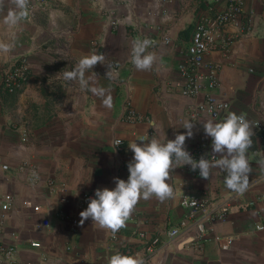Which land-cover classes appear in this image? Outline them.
<instances>
[{
    "label": "crops",
    "instance_id": "1",
    "mask_svg": "<svg viewBox=\"0 0 264 264\" xmlns=\"http://www.w3.org/2000/svg\"><path fill=\"white\" fill-rule=\"evenodd\" d=\"M78 2L83 16L63 17L64 27L79 22L76 32L64 28L62 33L66 61L58 63L54 55L42 50L29 52V82L23 91L3 95L0 103V158L10 164L8 171L0 167V195L12 192L17 199L16 209L7 215L6 229L20 233V258L37 263L40 254L45 253L60 256L69 264H107L108 258L124 245L131 250L126 254L139 253L147 264H264V230L255 229L258 212L248 206V202L264 192V167L258 163L264 160V139L255 126L256 121L264 123V0H245L246 12L253 11L250 32L240 33L228 50H214L206 56L207 62L222 65L223 90L231 103L228 114H243L253 131V143L247 153L252 167L249 188L243 196L237 195L229 218L216 224V232L235 238V244L229 249H221L210 240L201 249H188L183 242L171 241L168 234L186 212L180 204V192L201 195L213 189L218 195L233 194L224 184L226 172L222 170L224 176L216 174L214 180H210L192 177L183 166L173 169L168 182L174 189V198L163 202L156 198L141 199L116 241L111 239L110 231L93 225L91 218L80 225V213L89 204L80 206L83 193L93 192L95 198L96 189L116 187L114 178L128 179V163L134 157L130 143L150 142L153 136L162 141L175 139L177 134L187 132L183 123L191 121L193 136L186 139L185 147L206 141L212 150V138L206 136L203 123L219 121L208 117L192 121L186 114L190 100L163 90V83L177 76L179 55L175 47L161 45L147 50L156 57L153 70L138 71L129 64L131 42L126 40L123 29L106 32L104 20L89 0ZM69 6H73L72 2ZM225 6L226 0H221L216 9ZM204 9L203 4L198 11ZM176 16L171 24H176L174 42L179 47H187L198 14L189 10ZM22 31L25 47L28 37H41L34 29ZM227 31L234 33L236 28L228 26ZM46 38L49 46L57 42V39L51 40L56 38L55 32H48ZM95 39L107 55L123 64L120 80L115 82L106 74V62L94 66L91 71L96 74L89 73L97 87L110 90L111 108L104 107L101 98L81 89L78 83L62 79L63 71L72 70L80 58L99 53L98 47L93 46ZM3 66L0 62V82ZM127 97L143 116L142 120H125ZM199 99L203 100V95ZM152 121L156 129L151 127ZM24 130L29 133L27 149L20 147ZM116 138L124 141L121 151L114 146ZM24 159H30L39 167L42 184L27 182L18 176ZM48 180L65 184L66 193L52 192L46 184ZM64 195L66 202L62 201ZM28 199L39 204L42 210L34 212L32 207H25ZM44 218L49 219L51 225L39 232L35 228ZM140 232L146 237H141ZM155 237L161 241L153 249L150 244ZM30 239L42 240L43 249H31L27 242Z\"/></svg>",
    "mask_w": 264,
    "mask_h": 264
},
{
    "label": "built area",
    "instance_id": "2",
    "mask_svg": "<svg viewBox=\"0 0 264 264\" xmlns=\"http://www.w3.org/2000/svg\"><path fill=\"white\" fill-rule=\"evenodd\" d=\"M221 0H89L94 4L98 16L105 22V31H120L126 40L132 42L135 39H150L154 44L147 50H155L161 45L173 46L177 49L179 62L177 65V76L163 83V90L167 93H178L182 97L190 100L188 104L187 116L192 121H198L203 117L221 121L226 118L231 103L227 94L223 90L221 79L222 65L218 62H207L206 56L214 50L226 51L230 48L240 33L250 32L252 27V15L245 10V0H226V6L217 10V5ZM193 2V3H192ZM204 4L205 9L198 11ZM180 6L182 9L180 10ZM174 8V10H173ZM192 10L198 14L192 33L190 44L187 47H179L174 42L173 21L177 14ZM211 12H214L211 14ZM236 28L234 33L228 32L227 27ZM105 32V33H106ZM93 46L98 47L100 54L105 56L107 70L111 71L110 79L120 80V72L123 64L113 56L107 55L104 47H100L98 40L93 41ZM102 49V50H101ZM129 64L132 66L131 60ZM110 66V67H109ZM31 77L30 60L27 56H19L13 64L5 66L2 80L0 82V103L2 96L15 94L23 91ZM203 95L204 99H199ZM125 120L136 122L143 119L133 107L130 97L125 101ZM255 126L262 132L264 139V123L256 121ZM29 133L24 130L21 134L20 147L28 148ZM122 138L114 140V146L118 151L123 149ZM192 157L199 160L201 156L209 160L219 159L214 155L210 145L206 141H198L191 147H186ZM0 167L3 171L10 169V164L0 158ZM192 177H201L199 169L193 171L190 165L183 166ZM224 176L220 169H212L210 180H214L215 175ZM18 176L26 179L27 182L42 184L39 167L30 159H24L19 168ZM52 192L61 191L66 193L65 184H57L54 180L46 181ZM180 204L186 210L178 225L171 228L169 238L178 244L185 243L188 249H201L206 241H214L221 249H229L235 244V238L222 235L216 232V224L224 222L229 218L231 206L237 199V194L218 195L213 189H207L201 195H194L192 192H180ZM94 198V193L85 192L80 196V206H86ZM68 199L64 195L62 201ZM16 196L12 192H5L0 195V264H69L64 258L40 254L38 262L32 260H22L19 254V243L21 236L19 232L8 231L6 229L7 215L16 209ZM25 207H32L34 212H40L42 207L25 200ZM250 208H256L258 221L255 229L264 230V192L259 194L254 200L248 202ZM66 217V216H64ZM51 221L44 218L35 229L43 232L50 227ZM122 230L115 236L110 232L112 240H118ZM143 238L146 235L140 232ZM160 238L152 239L150 247L153 249L160 244ZM29 247L35 250L43 249V241L30 239L27 241ZM70 249V247H68ZM130 247L122 246L117 252L129 253Z\"/></svg>",
    "mask_w": 264,
    "mask_h": 264
},
{
    "label": "clouds",
    "instance_id": "3",
    "mask_svg": "<svg viewBox=\"0 0 264 264\" xmlns=\"http://www.w3.org/2000/svg\"><path fill=\"white\" fill-rule=\"evenodd\" d=\"M13 5L3 19V23L11 30L10 39L15 40L14 29L29 18L30 0H10ZM3 0H0V5ZM154 42L150 39H135L131 48V63L138 71H152L156 61L153 53L147 49ZM12 44L0 41V52L11 51ZM98 63H105V56L93 52L83 56L72 70L63 71V81L78 83L81 89L91 91L94 96L101 98L106 108L113 106V97L109 89L97 87L91 70ZM110 67V66H109ZM86 74L87 77H86ZM96 74V73H95ZM107 76L111 77L109 70ZM51 83V81H49ZM151 127L156 129L154 121ZM182 127L186 133H179L175 139L162 141L153 136L150 142L129 144L134 153L133 160L128 163L129 177L124 179L114 178L116 187L109 189H96L95 198H92L88 207L80 213V225L91 218L93 225L100 229L110 231L113 236L126 226L135 211L138 202L156 198L163 202L175 196L174 189L168 181L172 179L171 172L177 167L190 165L195 171L199 169V175L209 179L212 169H220L226 172L224 184L227 189L243 196L249 188V175L252 167L247 157L248 149L252 146V125L243 114L230 112L225 119L214 122L206 120L203 128L206 136L212 138V151L219 159L209 160L201 156L199 160L192 157L185 147L187 138L193 136L194 124L185 121ZM148 141V140H147ZM264 167V160L258 162ZM107 264H147L145 258L137 253L135 255L116 252L108 258Z\"/></svg>",
    "mask_w": 264,
    "mask_h": 264
},
{
    "label": "rangeland",
    "instance_id": "4",
    "mask_svg": "<svg viewBox=\"0 0 264 264\" xmlns=\"http://www.w3.org/2000/svg\"><path fill=\"white\" fill-rule=\"evenodd\" d=\"M68 2V3H67ZM72 2L73 6H69ZM78 0H30L29 2V18L26 21L21 22L15 30L16 38L15 40L10 39V32L13 31L9 29L4 23L3 19L6 16L8 10L13 7L10 0H3V4L0 5V41L11 43L13 46L11 51L8 53L0 52V62L4 65L2 71L6 66H10L15 62L19 56H27L30 60L29 52L36 53L37 51H45L46 54L55 56L58 63H63L66 61L64 59V49L63 46V32L64 28L72 30L71 33L76 32L79 28V22L76 21L71 27L63 26L64 16H83V11L78 6ZM92 4V3H91ZM94 7V4H92ZM95 8V7H94ZM73 9V11H70ZM98 15V14H97ZM22 29L30 30L34 29L40 33V36L33 35L26 39V47L22 44L24 43L22 39L23 31ZM48 32H55L56 38H51V40L57 39L54 46H49L46 43L48 40ZM38 42H43L40 44ZM53 44V43H52ZM42 47V48H40ZM62 66V65H61ZM2 77V76H1Z\"/></svg>",
    "mask_w": 264,
    "mask_h": 264
}]
</instances>
